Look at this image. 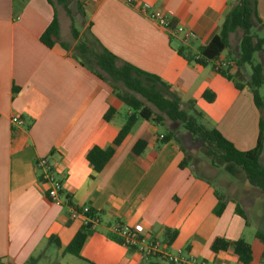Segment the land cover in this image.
Instances as JSON below:
<instances>
[{
	"label": "crops",
	"instance_id": "1",
	"mask_svg": "<svg viewBox=\"0 0 264 264\" xmlns=\"http://www.w3.org/2000/svg\"><path fill=\"white\" fill-rule=\"evenodd\" d=\"M131 1L69 0L81 9L79 17L74 16L80 34L91 33L120 61L157 76L182 104L193 101L203 115L201 123L237 150L254 149L260 113L250 90H236L214 71L213 62L202 66L178 53L182 49L197 56L218 34L235 0ZM256 2L264 24V0ZM143 5L167 14L172 28L188 30L194 37L184 44L179 35L142 16L138 9ZM54 15L59 42L47 48L41 36ZM69 25L63 8L47 0H0V264H26L39 254L43 256L37 264H168L159 255L144 260L121 246L109 233L114 223L157 240L170 255L181 251L200 264H239L231 249L214 253L211 245L215 239H243L252 249L251 264H262L264 243L248 232L251 222L235 213L239 205L245 214L254 211L256 222L264 220V207L255 209L258 194L233 186L221 195L209 180L210 166L190 162L187 141L178 131V141H163L169 131L176 132L167 120L158 125L139 119L105 168L94 173L87 154L94 147H108L132 112L73 58L76 42ZM258 36L264 38V31ZM206 91L214 94V101L203 98ZM110 109L115 113L105 121ZM13 116L25 126L12 125ZM139 140L147 142L146 148L132 156ZM42 159L52 164L62 184L61 204L47 198L36 169ZM221 201L225 208L218 217ZM82 208L94 211L100 224L77 258L64 249L83 225V220L70 217V210ZM165 230L177 232L169 246Z\"/></svg>",
	"mask_w": 264,
	"mask_h": 264
},
{
	"label": "trees",
	"instance_id": "2",
	"mask_svg": "<svg viewBox=\"0 0 264 264\" xmlns=\"http://www.w3.org/2000/svg\"><path fill=\"white\" fill-rule=\"evenodd\" d=\"M52 5H59L69 18L70 34L72 40L76 42L72 48V56L78 61L80 66L89 70L99 80L105 82L111 89L115 97L120 100L132 114L126 119L123 127L119 131L113 142L106 148H92L86 156L88 163L92 166L94 173H100L116 149L123 143L136 122L141 119L155 124H162L164 121L179 124L188 132L193 141H198L208 156L212 164L217 161L222 165H234L244 174L247 184L259 189L264 193V163L261 157L264 154V99L260 96L259 90L264 86V38L258 36L259 30L264 31V24L257 13L256 0H235L229 12L225 16L219 32L214 36L209 44L199 48L198 57L184 54V50L178 49L179 55L205 66L209 62H214L226 53L225 61L233 62L234 69L226 68L217 71L220 76L229 81L236 90L241 91L247 87L253 96L255 107L260 113L259 137L256 147L250 151L242 152L237 150L227 141L217 130L209 129L201 123L202 113L195 109L193 101L182 104L178 95L171 90L170 86L162 82L157 76L145 73L138 68L120 61L116 56L106 50L91 33L80 34L74 23V16L70 10L69 0H47ZM78 7V6H77ZM81 11L80 7L77 8ZM237 36L239 42L237 52L232 57L231 36ZM41 42L52 48L59 42V24L56 15L41 36ZM69 49V45H64ZM260 56L259 61H255L254 56ZM214 69V66H213ZM17 90H13L16 94ZM203 98L208 102L215 99L214 94L209 91L204 92ZM151 105L154 109H151ZM114 110L110 109L104 116L105 121L114 115ZM174 131H169L163 136V141L167 142L176 138ZM147 145L145 140H139L131 150L132 156H139L143 153ZM187 160L180 168L185 167ZM227 169V168H226ZM225 208V204L219 202L215 214L219 217ZM235 213L246 220L243 210L236 205ZM95 214L90 210L88 216L91 218ZM91 224H84L73 237L69 245L64 249V253L79 258L80 251L91 233ZM177 232L165 230L164 241L169 246L176 238ZM256 237L264 243V235L256 233ZM53 239L48 242L50 244ZM59 248V243L55 242ZM231 249L236 255L239 264L252 263L251 246L243 239L236 241H226L215 239L211 245L214 253ZM43 254L36 258H31L26 264H37ZM264 264V253L261 256ZM91 264V263H88Z\"/></svg>",
	"mask_w": 264,
	"mask_h": 264
},
{
	"label": "built area",
	"instance_id": "3",
	"mask_svg": "<svg viewBox=\"0 0 264 264\" xmlns=\"http://www.w3.org/2000/svg\"><path fill=\"white\" fill-rule=\"evenodd\" d=\"M127 4L132 5L131 0H127ZM139 13L154 23L159 28L167 31L169 34L179 35L184 44L188 43L193 37V33L182 28H172L171 21L167 14L156 11H151L148 6H141L138 9ZM196 58H199L196 56ZM214 71L217 72L222 69H234L233 62H226L225 59H218L213 62ZM11 124L19 128H23L25 123L22 119L13 116ZM163 138V137H161ZM36 169L39 172L41 183L47 188V198L53 204H61L63 200V189L60 180L57 178L52 164L47 159L38 160ZM89 208H82L81 210H70V217L72 219H81L84 224H91V231L100 224L98 215L95 213L93 217H89ZM111 237L117 241L121 246L137 251L144 260H150L156 255L161 256L168 264H200L198 260L184 252L178 251L174 255H170L162 250L160 242L148 237L139 235L131 227L122 223H114L109 227Z\"/></svg>",
	"mask_w": 264,
	"mask_h": 264
},
{
	"label": "rangeland",
	"instance_id": "4",
	"mask_svg": "<svg viewBox=\"0 0 264 264\" xmlns=\"http://www.w3.org/2000/svg\"><path fill=\"white\" fill-rule=\"evenodd\" d=\"M53 1L55 2V0ZM56 6L58 7L59 10L62 8L61 6L57 4ZM69 6H70V10L72 11L73 16L79 17L77 6L74 4H71ZM259 32H262V31L261 30H259L258 32L256 31V33H259ZM238 42H239V38L237 36L232 35L231 36L232 57L237 52ZM73 44L74 42L72 41V45ZM254 59L257 62L260 60V56L256 54L254 56ZM259 93L261 97L264 96V86L260 88ZM148 106L151 109H154L151 105H148ZM121 114L124 115V113H121ZM167 122L170 125L172 124V126L174 127V130L176 131L175 133H177L178 131L177 135L181 138V140L184 141V143L185 141H187V144L185 143L184 147L188 149V156H189L190 162L194 164L195 166H199L202 163L208 164L210 166L209 168L210 170H212V175L209 176V180L214 185V187H216V189L221 195H224L225 190L229 191L233 186H237V188L243 192L247 191V189L248 190L250 189L252 192L258 194V196L256 197H258L257 200L259 203H257V205L255 206V209L258 210L259 207L261 206L264 207V193L261 192L257 188H253L249 186L245 180V176L243 172L238 167L234 165H227V166L222 165V164H219L218 161L215 165L212 164L210 158L204 154V151L198 141L191 140L190 134L186 132L179 124L171 123L169 121ZM180 133L185 134L184 135L185 137L184 136L181 137V135H179ZM261 162L264 163V155L261 158ZM226 168L233 169V172L231 173L230 170H227ZM246 194L247 193H245L244 195ZM254 213H255L254 211H250L246 214L244 213L247 217L246 219H248V221L251 222V226H249L248 232L251 233V235L253 236L257 232L264 233V220L261 219L260 221L256 222ZM248 239H252V236L248 237Z\"/></svg>",
	"mask_w": 264,
	"mask_h": 264
}]
</instances>
